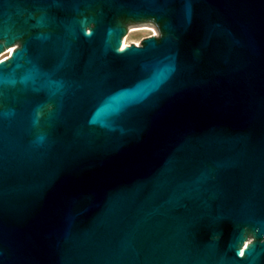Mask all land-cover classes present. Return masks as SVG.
<instances>
[{
    "label": "water",
    "instance_id": "water-1",
    "mask_svg": "<svg viewBox=\"0 0 264 264\" xmlns=\"http://www.w3.org/2000/svg\"><path fill=\"white\" fill-rule=\"evenodd\" d=\"M16 36L0 264H264V0H0Z\"/></svg>",
    "mask_w": 264,
    "mask_h": 264
},
{
    "label": "rangeland",
    "instance_id": "rangeland-1",
    "mask_svg": "<svg viewBox=\"0 0 264 264\" xmlns=\"http://www.w3.org/2000/svg\"><path fill=\"white\" fill-rule=\"evenodd\" d=\"M165 20H157L155 18L150 19H142L137 20L133 22H129L123 29V32L120 37V42L123 41L126 44V48L136 45L140 46L143 41H145L148 38H154L156 41H159L162 37H164L167 32L164 30ZM93 28V24L89 21H85L83 25V30L88 32ZM26 36H23L21 38L15 37L10 43L4 41L1 48L6 52L0 59V61L6 59L7 57H10V54H7V51L11 48H14L15 50L18 49ZM7 102L5 99L3 100L2 106L6 107ZM53 109V107H49L47 110L44 118L43 123H45L44 119L46 118L47 114ZM42 131H48L47 126L42 129ZM262 242L264 241V238L257 239L255 236L254 231L251 228H244V234H243V240L238 245L239 250L246 245L247 247H250L254 242Z\"/></svg>",
    "mask_w": 264,
    "mask_h": 264
},
{
    "label": "bare ground",
    "instance_id": "bare-ground-1",
    "mask_svg": "<svg viewBox=\"0 0 264 264\" xmlns=\"http://www.w3.org/2000/svg\"><path fill=\"white\" fill-rule=\"evenodd\" d=\"M86 33H89V32H86ZM126 49H128V47L126 48V44H125V42H123V41H121L120 42V51H125ZM14 52V48H11V49H9L8 51H7V54H10V56L12 55V53ZM7 59H8V57H7ZM6 59V60H7ZM6 60H4V61H0V63L1 62H5ZM247 248V246L246 245H244L241 249H240V251H245V249ZM239 250V249H238Z\"/></svg>",
    "mask_w": 264,
    "mask_h": 264
},
{
    "label": "flooded vegetation",
    "instance_id": "flooded-vegetation-1",
    "mask_svg": "<svg viewBox=\"0 0 264 264\" xmlns=\"http://www.w3.org/2000/svg\"><path fill=\"white\" fill-rule=\"evenodd\" d=\"M36 16H38V13L34 17H36ZM23 18H25V16H23ZM17 22H18V20H17ZM19 23H20V21H19ZM17 26H27V28L30 30L29 23H26V21H25V23L21 22V25H17ZM6 59H4V60H6ZM4 60H2V61H4Z\"/></svg>",
    "mask_w": 264,
    "mask_h": 264
}]
</instances>
